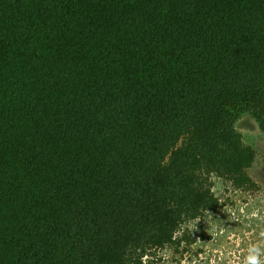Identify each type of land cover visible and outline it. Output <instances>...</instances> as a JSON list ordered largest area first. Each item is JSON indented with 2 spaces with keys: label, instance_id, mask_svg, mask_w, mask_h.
Here are the masks:
<instances>
[{
  "label": "trees",
  "instance_id": "obj_1",
  "mask_svg": "<svg viewBox=\"0 0 264 264\" xmlns=\"http://www.w3.org/2000/svg\"><path fill=\"white\" fill-rule=\"evenodd\" d=\"M264 0H0V264H140L258 184Z\"/></svg>",
  "mask_w": 264,
  "mask_h": 264
},
{
  "label": "rangeland",
  "instance_id": "obj_2",
  "mask_svg": "<svg viewBox=\"0 0 264 264\" xmlns=\"http://www.w3.org/2000/svg\"><path fill=\"white\" fill-rule=\"evenodd\" d=\"M235 127L256 151L248 172L258 187L239 189L213 176L220 207L188 222L180 244L155 250L140 264H264V129L250 111L238 113Z\"/></svg>",
  "mask_w": 264,
  "mask_h": 264
}]
</instances>
